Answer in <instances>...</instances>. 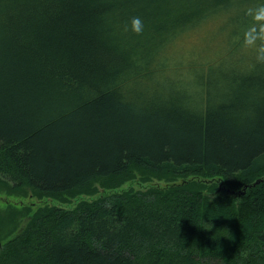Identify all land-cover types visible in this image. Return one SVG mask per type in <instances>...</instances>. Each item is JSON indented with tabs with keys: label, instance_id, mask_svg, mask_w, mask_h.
<instances>
[{
	"label": "trees",
	"instance_id": "1",
	"mask_svg": "<svg viewBox=\"0 0 264 264\" xmlns=\"http://www.w3.org/2000/svg\"><path fill=\"white\" fill-rule=\"evenodd\" d=\"M258 4L0 0L1 187L181 180L41 207L0 239V264H264V180L243 192L264 177V65L240 46Z\"/></svg>",
	"mask_w": 264,
	"mask_h": 264
},
{
	"label": "rangeland",
	"instance_id": "2",
	"mask_svg": "<svg viewBox=\"0 0 264 264\" xmlns=\"http://www.w3.org/2000/svg\"><path fill=\"white\" fill-rule=\"evenodd\" d=\"M204 33V29L201 31H195L192 35L198 38V41L193 47L196 51L205 45V39L200 38ZM197 39L194 41L196 42ZM193 41V42H194ZM194 42V43H195ZM192 40H189L184 44V47H189L193 44ZM196 181H201L203 184L214 186V195L224 193L225 185L223 182H219L217 178L211 180V178H195ZM180 179L168 182L167 179H160L159 177L135 172L134 178L120 184L116 188H108V183L104 180L95 181L92 185L90 192L82 193L76 196L64 195L61 198L54 197H42L40 198L28 189L19 192H11L0 186V239H5L11 235L20 225L27 223L31 216L41 207L57 206L71 210L75 208L81 201H92L97 198L109 196L112 193H122L128 191H145L151 188H167L172 183H180ZM223 185V186H222ZM247 190V189H246ZM206 191H209L206 189ZM218 192V193H217ZM26 225V224H25Z\"/></svg>",
	"mask_w": 264,
	"mask_h": 264
},
{
	"label": "clouds",
	"instance_id": "3",
	"mask_svg": "<svg viewBox=\"0 0 264 264\" xmlns=\"http://www.w3.org/2000/svg\"><path fill=\"white\" fill-rule=\"evenodd\" d=\"M244 15L248 17V25L242 33L240 42L243 54H250L256 65H264V4L249 6L246 8ZM144 25L140 17H133L129 26H125L124 31L131 30L136 35L143 32ZM203 229L211 230V223H203ZM226 231V230H225Z\"/></svg>",
	"mask_w": 264,
	"mask_h": 264
},
{
	"label": "water",
	"instance_id": "4",
	"mask_svg": "<svg viewBox=\"0 0 264 264\" xmlns=\"http://www.w3.org/2000/svg\"><path fill=\"white\" fill-rule=\"evenodd\" d=\"M264 180V177H262V178H260V179H258V180H256V181H254L252 184H250V185H246V186H244L243 187V192L248 188V187H254V186H256V185H258L259 183H261L262 181ZM25 222L22 224V228L25 226Z\"/></svg>",
	"mask_w": 264,
	"mask_h": 264
},
{
	"label": "bare ground",
	"instance_id": "5",
	"mask_svg": "<svg viewBox=\"0 0 264 264\" xmlns=\"http://www.w3.org/2000/svg\"><path fill=\"white\" fill-rule=\"evenodd\" d=\"M172 12V11H171ZM162 15V14H161ZM163 16V15H162ZM168 20V19H167ZM167 22V21H166ZM172 25V24H171ZM168 28V27H167ZM46 198V197H45Z\"/></svg>",
	"mask_w": 264,
	"mask_h": 264
}]
</instances>
